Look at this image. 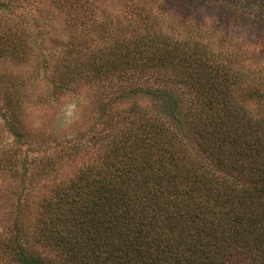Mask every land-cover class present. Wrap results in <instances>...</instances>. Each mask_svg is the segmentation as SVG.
Listing matches in <instances>:
<instances>
[{
  "label": "trees",
  "instance_id": "trees-1",
  "mask_svg": "<svg viewBox=\"0 0 264 264\" xmlns=\"http://www.w3.org/2000/svg\"><path fill=\"white\" fill-rule=\"evenodd\" d=\"M65 1L79 34L45 58L50 91L108 85H91V143L61 145L32 173V183L50 180L48 192L0 232V264H264V77L151 6L124 17L98 0ZM143 90L160 107H119ZM0 91L8 130L25 143L12 100L21 85Z\"/></svg>",
  "mask_w": 264,
  "mask_h": 264
},
{
  "label": "rangeland",
  "instance_id": "rangeland-1",
  "mask_svg": "<svg viewBox=\"0 0 264 264\" xmlns=\"http://www.w3.org/2000/svg\"><path fill=\"white\" fill-rule=\"evenodd\" d=\"M145 1L98 0L93 5L110 13L119 12L124 17L139 3L151 6L166 24L178 25V33L187 28L196 29V32L201 30L200 36L213 43L214 51L219 50L216 44H226L225 51L233 49L239 57L246 59V65L252 71L264 77V0ZM66 5L65 0H0V85H21L23 93L12 100L30 135L28 141L21 143L8 130L5 113L10 116V112L6 109L4 93L0 91L2 233L9 231L18 215L32 213V198L38 199L48 192L50 180L47 178L32 183V173L41 170L46 163L42 161L45 154H56L62 149L61 145L69 142L86 146L91 143L89 137L93 133L89 128L95 121L93 102L98 91L91 85H108L87 82L82 88L66 94L50 91L54 87L48 80L53 67L44 63L45 58L56 51L60 54L66 41L79 34L69 25L63 9ZM56 37L59 40L54 42ZM139 84L141 89H146L144 80ZM143 91L128 95L119 107L133 104L160 107L162 97H151ZM185 97L188 99L189 95ZM32 136L35 144H32ZM197 150L204 165L217 175L226 176L199 147ZM24 208H27L26 212Z\"/></svg>",
  "mask_w": 264,
  "mask_h": 264
}]
</instances>
